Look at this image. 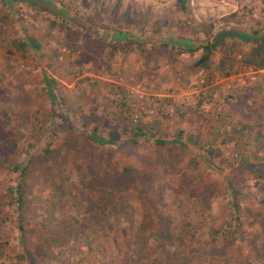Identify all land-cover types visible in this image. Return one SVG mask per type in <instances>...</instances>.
Returning a JSON list of instances; mask_svg holds the SVG:
<instances>
[{
  "label": "rangeland",
  "instance_id": "1",
  "mask_svg": "<svg viewBox=\"0 0 264 264\" xmlns=\"http://www.w3.org/2000/svg\"><path fill=\"white\" fill-rule=\"evenodd\" d=\"M260 29L264 0H189L185 11L177 0H0V151H11L0 157V198L16 184L4 165L32 151L22 239L35 264H264V68L245 66L256 42L242 39ZM29 35L38 50L17 47ZM219 37L206 69L195 64L202 48L178 45ZM94 40L101 51H86ZM115 128L114 144L91 139ZM253 153L263 159L244 158ZM113 179L125 210L111 224L112 207L100 215L93 207ZM231 222L235 240L214 246L211 227ZM8 224L0 264H27ZM58 224L70 238L49 247ZM165 227L180 247L157 239Z\"/></svg>",
  "mask_w": 264,
  "mask_h": 264
},
{
  "label": "trees",
  "instance_id": "2",
  "mask_svg": "<svg viewBox=\"0 0 264 264\" xmlns=\"http://www.w3.org/2000/svg\"><path fill=\"white\" fill-rule=\"evenodd\" d=\"M179 3V8L182 9L183 11L188 10V2L189 0H177ZM229 17L233 16V14L228 15ZM233 28V27H231ZM229 32L231 33H239V31L235 30V29H231ZM119 39L121 37H123V34L119 33ZM125 36H127V34H124ZM124 36V37H125ZM219 36L223 37L224 33L219 34ZM221 37L217 38L216 40H212V41H206L205 43H195L194 41L191 40H181V42L178 43L179 47H182L183 50L186 51H190V52H194L195 50L202 48L203 49V54L201 55V57L198 59V61L195 63L196 65H201L204 69L208 68L210 66V61H211V55L214 53V50L222 43L224 42L223 39H220ZM242 39H246L247 41H255L256 45L254 46L253 50L246 55V57L244 58V62H245V66H249V67H253V68H258V69H262L264 68V29H260V30H255L252 33H250V35H246V38H242ZM17 43V42H16ZM163 43L168 44L167 40H163ZM18 48L23 49L26 48L28 46L33 47L35 50H38L41 47V44L39 43V41L37 40V38L35 36L29 35L27 36L26 39H20V41H18V43L16 44ZM104 46V43H101L99 40H94L92 42H88L85 45V50L89 51L92 48H97L98 50L101 51L102 47ZM224 62L219 64L220 67V71H221V76L224 77H228L229 75H231L233 73V70L225 67V65L223 64ZM215 79V77L211 78V81H213ZM53 82V84L55 83V80L52 79L51 83ZM206 84H210V82H207ZM52 85H50V89H49V96L51 99L54 100V98H56V91H54V89H52ZM64 119L68 120V122L70 124H73V121L70 120L68 118V116H66L64 114ZM141 129V128H140ZM237 132V130H236ZM238 133L241 135L242 131H238ZM144 135V133L142 132H137L135 133V135L132 137V139H130L133 143H137L138 141V137ZM91 139H93L94 141L100 143V144H114L116 142H118V140L121 139V133L120 131L115 128L112 129L109 133L108 136H103V135H98L97 133H91ZM158 142L160 143H164L165 141L163 139H157ZM50 152V151H48ZM211 153H214V151H210ZM9 153H11V151H0V157L6 158L7 155H9ZM251 157H254L258 160L263 159V157L261 155H258L257 153H253L251 155H249L248 157L244 156V158L246 160H249ZM33 158V154L32 151H25L24 157L21 161L18 162H14V163H7L5 166L6 170L13 174L16 173V184L10 186V187H6L5 188V192L1 195L2 198H0V224H8V222H14L17 226V229L19 230L20 233V241L22 243V246L20 247V249L22 250V252L20 254H18L17 256L20 259H25L27 264H35L36 263V257L35 255H33L32 251L28 250L27 245L23 242L24 240L22 239V237L24 236L23 233L26 232V225L24 224V214L27 211V209L25 208V204H26V196H25V190H24V181L26 179V172L27 169L29 167V163L32 161ZM239 160L237 158H234V161H232V164H237ZM1 164H4L3 161H0ZM132 168H125L126 172H130L132 171ZM94 173H91V175H93ZM227 176V185L229 187V189L231 190V194H234L233 190H234V186L232 184V179L230 177L229 174H226ZM114 182L109 183V190L107 189L106 192V198L101 197L100 201L98 204H96L93 208L96 209V212L98 211V215L105 213L106 214V208L108 207H112V209L115 210V213L112 212L110 214V218L107 219V222H111V224H114L116 221H118L117 218H122L123 217V213L125 210L124 206H121L118 208V203L117 201L115 202V197H116V190H121L119 188V186H117V181L115 179H113ZM106 187V186H104ZM103 188V187H102ZM231 204H232V208H233V214L235 213V220L237 225L240 224V219H241V215L242 212L239 209V203L237 201V199L235 198V195L233 196V199L231 200ZM4 209L6 210V215H4ZM95 216V215H93ZM102 217V216H101ZM101 217H97L96 219H94L95 221L101 219ZM103 218V217H102ZM91 219V220H93ZM104 219V218H103ZM90 220V221H91ZM106 220V219H105ZM235 223V224H236ZM105 225L106 224H102ZM56 228H58L59 230L49 236V239L47 241V245L53 246V244L55 245H62L64 246L65 241L68 240L70 238V230L68 228H66L67 226L65 224H58L55 225ZM235 227V225L231 222L229 224L228 227L223 228V226L221 227H216V226H212L210 229V233L213 235V239H211V241L215 242L214 246L219 247L218 244L222 243L221 247H219L220 249H222L223 247L229 245L233 240H235L236 235L232 233V229ZM55 228V227H54ZM162 232H160L159 234H157V239L159 240H167L168 239V243L170 245H176V247H180L181 243L184 241L183 238L176 236V238H174V240H172V238L174 237V235L170 236L168 233L169 231V227H165L163 230H161ZM96 232V228L94 227V225H88L86 228V231L84 232V237H86V239H89L90 236H92L94 233ZM158 241H155V244ZM6 244V243H5ZM4 243H0V257L3 255V250L5 248ZM218 248V250H220ZM150 250V249H149ZM157 250H155L156 252ZM169 254V257H171L172 253H170L168 250H166L165 253ZM163 251H161L160 255L165 254ZM146 254V253H145ZM147 254H149V256H152L150 254V251H147ZM174 254V253H173ZM154 255H156V253H154ZM142 258V257H141ZM157 261V260H156ZM134 262H137L136 259H134ZM142 264V260H139L137 262V264ZM144 264H152V260H150V257L146 258V261Z\"/></svg>",
  "mask_w": 264,
  "mask_h": 264
}]
</instances>
